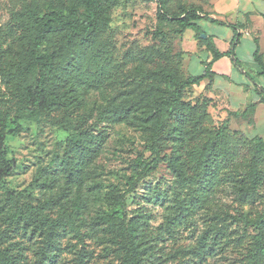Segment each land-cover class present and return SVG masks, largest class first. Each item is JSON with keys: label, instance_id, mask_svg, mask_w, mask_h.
I'll list each match as a JSON object with an SVG mask.
<instances>
[{"label": "rangeland", "instance_id": "rangeland-1", "mask_svg": "<svg viewBox=\"0 0 264 264\" xmlns=\"http://www.w3.org/2000/svg\"><path fill=\"white\" fill-rule=\"evenodd\" d=\"M102 1L96 40L116 66V79L96 78L74 92L69 86L61 87L59 94L71 102L59 99L46 110L22 117L17 135L5 136L2 153L7 171L0 178V232L5 234L0 248L14 250L19 264H121L122 227L127 226L138 247L137 264H247L253 231L244 230L240 216L255 219L264 210V180L254 204L240 205L224 189L192 205L181 177L171 171L167 160L137 180L143 164L153 157L148 133L106 119L107 111L122 103L127 91H148L150 96L166 92L161 71H176L175 62L180 63L179 79L201 72L203 53L195 50L183 56L181 51L199 39L196 30L187 28L180 36L173 16L187 8L205 12L214 0H160L167 13L164 18L157 15L158 0ZM223 3L228 0H218L213 14L221 20L208 16L219 23L199 19L205 38V33H223L236 19L226 16ZM73 9L80 13L84 7L78 0H0V113H8L6 129L14 127L21 105L15 90L22 84L19 68L28 61L36 29L33 16L51 11L70 14ZM200 39L224 45L210 37ZM48 49L43 44L41 51ZM37 77L38 73L31 83ZM205 90L206 85H191L184 89L182 100L201 103L207 99ZM207 110L214 126L226 121L210 102ZM173 129L171 125L162 134V154L186 151L174 141ZM81 133L97 136L98 156L78 190L67 183L63 160ZM9 192L16 193L18 208L37 214L33 222L5 221L2 214L13 208ZM120 194L124 207L117 201ZM180 200L187 208L185 215L180 213ZM78 201L82 205L76 213ZM206 232L215 236V244L200 258L195 255L197 241Z\"/></svg>", "mask_w": 264, "mask_h": 264}, {"label": "trees", "instance_id": "trees-1", "mask_svg": "<svg viewBox=\"0 0 264 264\" xmlns=\"http://www.w3.org/2000/svg\"><path fill=\"white\" fill-rule=\"evenodd\" d=\"M78 1L84 7L80 13L73 9L70 14L51 11L41 16H33L36 29L29 47L28 61L19 68L22 84L18 85L15 91L21 105L15 112L13 128L6 129L5 120L8 113H0V178L7 171L2 143L6 135H17L20 129L19 119L33 115L38 109L46 110L56 101H61L59 99H64L59 90L65 85L74 89V92L84 85H90L96 78L106 81L116 79V66L110 63L96 40L101 30L99 21L103 19V1ZM157 15L167 17L160 0ZM173 17L179 25L178 34L181 35L185 29L192 28L197 32L196 38H199L202 32L196 24L197 20L207 18L219 23L210 19L207 13L195 8H187ZM231 27L234 29V38L229 50L215 51L213 59L233 53L240 35L236 26ZM16 39L20 40V36ZM43 44H47L49 49L41 51ZM167 56L172 59L170 54ZM254 56L261 64L256 52ZM210 64L211 62L205 66L200 75L179 79L180 63L175 62V67L178 68L176 71H161L168 85L166 92L150 96L148 91L137 94L127 91L123 102L107 111L106 119L126 122L148 133L153 157L143 164L137 180L143 179L162 161L167 160L171 171L181 177L192 205H199L213 192L224 189L234 194L238 204H254L260 196L258 187L264 180V141L259 137L248 138L241 131L231 129L228 120L214 126L207 110L208 102L211 103L209 97L193 105L182 100L185 88L199 85L205 78L208 79L206 87L210 85L213 78L209 71ZM37 73V80L31 83L30 79ZM67 100L71 102L70 97L64 99ZM254 106L255 103H250L236 115L246 118L252 115ZM248 122L252 123L251 117ZM171 125L174 126V141L184 145L185 152L176 150L169 155L162 154V134ZM97 156V136L93 133H81L78 139L70 144L63 160L67 183L81 190L88 176V169ZM7 199L13 208L2 214L6 222L18 220L31 223L37 218L36 213L24 212L18 208L19 200L15 192H9ZM117 201L124 207L122 194L117 196ZM177 204L180 213L185 215L187 208L182 206L181 200ZM81 205L80 201L75 202L76 213ZM240 217L244 230L252 228L253 231L252 245L245 255L247 264H264V210L255 219H250L244 214ZM122 230L125 254L121 264H137L138 247L127 226L122 227ZM3 234L5 232L1 231L0 238ZM215 239L214 235L207 232L200 235L197 241L198 252L196 251L195 255L205 258L206 252L215 244ZM13 251L8 246L0 248V264H19Z\"/></svg>", "mask_w": 264, "mask_h": 264}, {"label": "crops", "instance_id": "crops-1", "mask_svg": "<svg viewBox=\"0 0 264 264\" xmlns=\"http://www.w3.org/2000/svg\"><path fill=\"white\" fill-rule=\"evenodd\" d=\"M217 2L214 0L205 13L213 19L221 20L213 15L217 11ZM222 6L227 17L234 15L236 19L223 33L205 34L206 38L223 42L224 45L220 46L218 42L208 44L207 41L194 38L192 46L181 51L183 56L195 50L203 53L200 59L201 72L197 75L202 74L205 66L211 62L209 71L213 78L204 93L212 100L211 107L216 108L218 115H221L220 119L228 120L231 129L241 131L248 138L259 137L264 141V0H228V4L224 6L223 3ZM200 20L196 24L203 32ZM231 25L236 26L240 35L233 53L213 59L215 51L229 50L234 38ZM255 52L261 64L256 60ZM207 84L208 79L205 78L199 85L203 87ZM250 103H255L252 115L246 118L236 115ZM249 117L252 123L248 122Z\"/></svg>", "mask_w": 264, "mask_h": 264}, {"label": "water", "instance_id": "water-1", "mask_svg": "<svg viewBox=\"0 0 264 264\" xmlns=\"http://www.w3.org/2000/svg\"><path fill=\"white\" fill-rule=\"evenodd\" d=\"M199 38H205V35L204 34H200Z\"/></svg>", "mask_w": 264, "mask_h": 264}]
</instances>
